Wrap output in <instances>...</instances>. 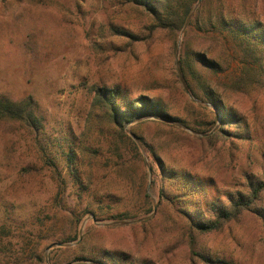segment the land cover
<instances>
[{
    "label": "rangeland",
    "instance_id": "1",
    "mask_svg": "<svg viewBox=\"0 0 264 264\" xmlns=\"http://www.w3.org/2000/svg\"><path fill=\"white\" fill-rule=\"evenodd\" d=\"M220 4L228 17L264 26V0H213V7ZM150 25V17L125 0H0V93L13 99L31 96L45 115V138L49 139L56 132L73 136L81 132L95 86L121 85L131 98H159L187 126L150 122L139 132L152 141L166 165L184 166L182 170L203 180L212 176V184L205 185L207 203L204 195H197L200 209L208 216L211 201L226 204L228 196L247 189L246 180L264 175V82L238 90L226 86L241 76L242 65L232 57L234 48L223 55L228 67L223 66L224 72L217 75L221 85L216 87L229 103L236 104L247 124L248 139L222 138L216 133L220 121L212 125L206 104L187 92L177 71L182 34L175 41L166 32L149 34ZM112 28L133 34L138 41L113 34ZM205 45L225 49L220 42L205 41ZM231 126L234 130L235 125ZM17 128L0 122V228L19 223L37 209L58 210L53 202L57 191H65L63 215L75 205L71 182L66 189L57 188L41 158L43 136L36 138ZM139 152L141 158L134 157L124 172L112 174L109 164L101 161L89 173L92 176H86L95 191L93 206L102 219L85 215L75 242L42 243L45 264H51V256L57 259L54 248L65 251L60 262L80 250H108L130 257L120 264H206L197 255L219 264H264V220L259 215L243 212L218 232H196L176 210L177 203L159 201L160 182L150 169L157 167L141 146ZM261 208L264 214V193ZM124 211L129 218L109 217ZM66 222L62 217L48 222L43 235L59 233ZM24 229L8 225L4 233L0 231V260L8 254L3 246L13 236L22 241V234H27L26 258L38 253V238L43 236Z\"/></svg>",
    "mask_w": 264,
    "mask_h": 264
},
{
    "label": "trees",
    "instance_id": "2",
    "mask_svg": "<svg viewBox=\"0 0 264 264\" xmlns=\"http://www.w3.org/2000/svg\"><path fill=\"white\" fill-rule=\"evenodd\" d=\"M126 3L136 9L142 10L151 19L148 28L149 34L156 31L168 33L174 37L182 34L180 52L176 54L174 43V55L177 56L175 65L188 93L200 104H206L205 110H209L213 117L212 125L218 121L217 135L222 138L236 137L246 141L248 138L247 124L236 107L217 90L220 86L217 75L224 72L223 66H227L223 55L229 53L232 48L233 58L242 65L241 76L232 78L230 85L238 90L240 86L264 82V26L257 22H244L240 17H228L224 11V5L213 7V0H125ZM113 34L128 37L138 41L136 36L128 32L112 28ZM192 41L196 42L192 44ZM205 41L220 42L224 50H216L206 46ZM228 67V66H227ZM226 67V68H227ZM92 98L85 114L81 132L73 136L71 133L59 135L54 138H45L46 118L37 102L31 97L13 99L0 93V122L18 127L25 134L43 136L39 140L41 158L51 173V178L61 185L71 182L74 189V206L68 208V214L63 215L60 210L63 205L65 191L56 192L53 196L55 211L37 209L36 212L18 220L19 223L3 225L1 232L6 231L8 225L18 229L30 228L38 238L39 251L26 258L25 239L27 234H22V241H17L13 236L5 247L8 252L0 264H45L42 243L55 245L75 242L77 239V227L85 215H92L95 220L102 219L98 208H94L95 191L86 176L97 169L96 165L103 161L109 164L107 167L112 174L126 171L134 157H140L139 146L149 154L157 169H151L152 177L158 178L160 188L158 199L175 207L196 232L211 234L220 231L227 223L238 218L243 212H252L264 220L262 210V194L264 193V175L259 180H246L247 189L238 191L227 197L226 204H218L211 201L208 205L209 215L206 216L200 209L202 202L197 199L204 195L207 203L206 183L212 184L211 177L203 180L197 174L185 172L184 166L175 168V164L166 165L164 159L157 153L155 145L140 128L147 123L155 122L172 127L175 124L186 127L187 122L175 116V112L163 103L159 98L149 95H139L131 98L129 93L121 85L111 87L95 86L92 88ZM132 124L128 130L126 126ZM235 125L234 130H230ZM133 135L135 141L128 135ZM203 175V174H202ZM198 195V196H197ZM92 198V202L84 208L82 203ZM196 200L192 204L190 200ZM62 214V215H61ZM129 213L124 211L111 214L110 219L129 218ZM66 218V227L52 236L43 235L44 227L52 220ZM48 221V222H47ZM25 230V229H24ZM26 231V230H25ZM29 237V235H28ZM46 241V242H44ZM79 244L78 246H80ZM1 246V242H0ZM38 249V248H37ZM57 259L51 258V264H66L69 262H88L98 264L126 263L130 257L121 252L108 250H80L75 256L71 254L60 262V256L64 249L54 248ZM200 257L206 264H219L218 260H212L205 256ZM132 260V259H131ZM28 262V263H27Z\"/></svg>",
    "mask_w": 264,
    "mask_h": 264
},
{
    "label": "water",
    "instance_id": "3",
    "mask_svg": "<svg viewBox=\"0 0 264 264\" xmlns=\"http://www.w3.org/2000/svg\"><path fill=\"white\" fill-rule=\"evenodd\" d=\"M57 246H61V244H57ZM51 247H52V246H51ZM51 247H50V248H51Z\"/></svg>",
    "mask_w": 264,
    "mask_h": 264
}]
</instances>
